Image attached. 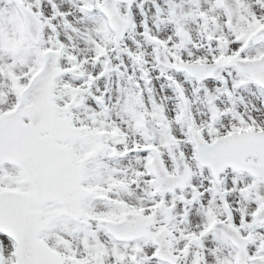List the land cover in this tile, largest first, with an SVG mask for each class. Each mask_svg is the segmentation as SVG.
<instances>
[{
    "label": "snow or ice",
    "instance_id": "6c2138e0",
    "mask_svg": "<svg viewBox=\"0 0 264 264\" xmlns=\"http://www.w3.org/2000/svg\"><path fill=\"white\" fill-rule=\"evenodd\" d=\"M0 264H264V0H0Z\"/></svg>",
    "mask_w": 264,
    "mask_h": 264
}]
</instances>
